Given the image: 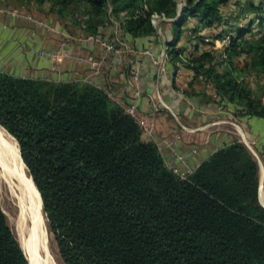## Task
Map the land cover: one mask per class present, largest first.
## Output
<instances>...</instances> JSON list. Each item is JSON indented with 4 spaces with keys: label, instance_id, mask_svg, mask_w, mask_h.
<instances>
[{
    "label": "trees",
    "instance_id": "obj_1",
    "mask_svg": "<svg viewBox=\"0 0 264 264\" xmlns=\"http://www.w3.org/2000/svg\"><path fill=\"white\" fill-rule=\"evenodd\" d=\"M20 1L41 12L48 5V14L92 37L112 20L123 34L152 36L150 17L162 14L172 20L174 64L184 62L179 45L194 19L197 41L211 43L184 62L193 80L238 105L241 116L264 119V0L246 1L237 16L221 11L231 0H183L181 9L176 0ZM223 39L227 47H213ZM0 127L41 195L65 264H264L259 167L243 144L218 150L183 179L102 89L1 71ZM0 264H29L1 205Z\"/></svg>",
    "mask_w": 264,
    "mask_h": 264
},
{
    "label": "crops",
    "instance_id": "obj_2",
    "mask_svg": "<svg viewBox=\"0 0 264 264\" xmlns=\"http://www.w3.org/2000/svg\"><path fill=\"white\" fill-rule=\"evenodd\" d=\"M1 8L6 11L19 10L24 16L47 25L44 27L24 18L13 19L7 12L0 13L1 72L19 78L56 83H90L103 91L113 92L123 107L138 101L142 115L148 118L152 116L153 106L159 103L160 97L168 110L162 109L157 113L154 138L143 133L142 139L159 146L164 141H176L177 151L185 158V169L192 173L218 150L236 142L243 144L258 164V195L264 207V119L241 116L238 105L223 101L211 87L193 80L194 74L184 62L210 48L206 39L204 43H199L191 32L196 24L194 19L189 20L184 28L185 33L179 45L184 50L181 56L184 62L174 64L167 54V42L172 40L173 35L170 23L164 24L155 35L134 38L123 34L119 23L112 20V26L100 29L99 37H75L73 34L69 36L65 30L71 23L48 14V5L41 12L34 4L4 0L0 1ZM229 8L231 2L221 11L227 14ZM219 30L221 28L205 29L201 35H211ZM258 30L254 26V31ZM98 39L108 43L123 41L126 48L121 47L120 55L107 53L96 42ZM118 48L121 50L120 46ZM66 53L75 58L90 57L98 61L101 64L99 73L78 63L75 58L67 59ZM134 69L139 70L138 82L135 89H129L127 84ZM177 135L181 137L180 140L175 139ZM161 153L165 161L172 158V152L168 149L163 148Z\"/></svg>",
    "mask_w": 264,
    "mask_h": 264
},
{
    "label": "bare ground",
    "instance_id": "obj_3",
    "mask_svg": "<svg viewBox=\"0 0 264 264\" xmlns=\"http://www.w3.org/2000/svg\"><path fill=\"white\" fill-rule=\"evenodd\" d=\"M2 128L0 127V163L3 165L4 172L10 176L14 189L19 193L17 201L21 214L18 220L21 224L18 221V226L21 239L18 241L29 264H55L48 247L47 222L42 212L41 195L29 176L27 167L19 157L20 152L16 151L15 142L14 145L10 142L13 140L12 137ZM4 172L0 170L2 183L7 179ZM27 222L31 223L29 230L26 228ZM25 232L28 233V238H24ZM41 252L44 253L45 259L41 257Z\"/></svg>",
    "mask_w": 264,
    "mask_h": 264
},
{
    "label": "built area",
    "instance_id": "obj_4",
    "mask_svg": "<svg viewBox=\"0 0 264 264\" xmlns=\"http://www.w3.org/2000/svg\"><path fill=\"white\" fill-rule=\"evenodd\" d=\"M176 1L178 3L179 9L184 7L185 3H184L183 0H176ZM3 12L4 13L7 12L11 18L19 17V13L17 11L9 12V11L0 9V13H3ZM28 19L32 20L30 17ZM32 21H34L35 23H38V25H42L44 27L47 26L45 23H42L40 21H35V20H32ZM150 22H151L152 26L154 27V29L156 30V33L157 32L159 33L161 31L160 30L161 27L164 24L171 23L172 20L168 19L167 17H165L162 14L154 13L150 17ZM53 31H55L58 34H62L61 31H57L56 29H53ZM96 42L99 45H101L105 49V51L107 53H113L115 55H120L121 54V52H122V48L121 47L122 46H124V48H126V44L123 41H119V40L117 41V43H108V42H106L104 40H100V39H98ZM206 43H211V40L206 39ZM213 43H214V48H216L218 50H222V49H224L225 47H227L229 45V39L215 40ZM119 46H120L121 50L118 48ZM165 56H166V54H165ZM65 57L67 59H70V60H73L75 58V56L71 55L70 53H66ZM75 60L78 63H80V64L87 65L96 74L99 73L101 64L98 61H95L93 58H90V57L89 58L76 57ZM138 75H139V70L138 69H134L132 71V74H131L129 80H128V84L127 85H128L129 89H135L136 84L138 82ZM105 93L107 94V96L110 99L118 102V100L115 97L113 92H111L110 90H106ZM124 109H125V111L127 112L128 115H130L133 119L136 120V122L138 123V125L140 126V128L142 129V131H143V133L145 135H147L150 138H154L155 129H156L154 119L156 120L157 113H159L162 109H165V110L167 109L168 110V106L165 105L163 103V101L161 100V98L159 97V103L155 104L153 106L152 116L150 118H148L145 115H142L143 113L141 112V110L138 107V101L132 102L131 104H129L126 107H124ZM180 138L181 137L179 135H177L175 137L176 140H180ZM160 146L158 145L160 151H162V149L164 148V149H168V150H170L172 152V158L170 160L166 161L168 167L170 169H172V171H174L176 174H178L183 179H186L189 175L192 174L191 170L185 169L186 168L185 158H184V156L182 154H180L177 151V143H176V141H174V142L173 141H164L163 144H161Z\"/></svg>",
    "mask_w": 264,
    "mask_h": 264
},
{
    "label": "rangeland",
    "instance_id": "obj_5",
    "mask_svg": "<svg viewBox=\"0 0 264 264\" xmlns=\"http://www.w3.org/2000/svg\"><path fill=\"white\" fill-rule=\"evenodd\" d=\"M246 1H249V0H231V8L227 9L226 13L228 15L237 16L241 10V6H237V5H239V3L240 4H246ZM1 9L6 10L4 8H1ZM7 10L9 12L17 11L19 13V17H17V18H24V19L29 18V16H24L23 13L20 12L19 10H16V9H14V10L7 9ZM254 16H255V14H250V13L246 14L245 16L242 15V17L238 21L239 25H242V26L247 25L246 23L248 22V20L254 18ZM30 18L32 20L38 21L32 17H30ZM13 19H15V18H13ZM255 26H257V25H255ZM65 30L67 31V34L69 36H72V34L75 37H79L80 35L85 36V33L78 31V29H76V27L73 26L72 24L68 25ZM9 141L10 140H8V142ZM10 142H12V144L14 145V141H10ZM0 167H1L0 170L2 172H4L3 165L1 163H0ZM4 174H6L5 176L7 177V179H5L4 183H2L0 181V205H1L2 210L4 211L5 215L7 214L6 217H7L9 226L11 227L13 233L15 234L16 237L18 236L19 238L17 237V239L20 240L21 239V233H20L19 226H18V221H19L18 219L20 217L21 210L19 208V204L17 201V198H19V195H18L19 193L14 189L10 176L5 172H4ZM29 176H30V173H29ZM42 212H43V209H42ZM43 214H44L46 222H47L48 247H49V250L51 252L52 258H53L55 264H65L63 262L61 256H60L55 237H54L53 233L51 232L47 215L44 212H43ZM19 224H21L20 221H19ZM26 228L29 230L31 228V223L27 222ZM23 236H24V238H28V233L27 232L23 233ZM40 255L42 258L45 259V255L43 252H41Z\"/></svg>",
    "mask_w": 264,
    "mask_h": 264
},
{
    "label": "water",
    "instance_id": "obj_6",
    "mask_svg": "<svg viewBox=\"0 0 264 264\" xmlns=\"http://www.w3.org/2000/svg\"><path fill=\"white\" fill-rule=\"evenodd\" d=\"M20 149V148H19ZM21 154V153H20ZM22 158V157H21ZM32 179V178H31ZM41 200H42V198H41Z\"/></svg>",
    "mask_w": 264,
    "mask_h": 264
}]
</instances>
